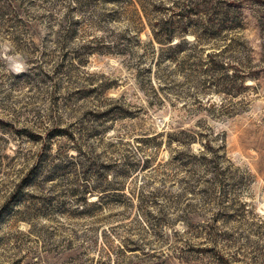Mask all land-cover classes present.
Here are the masks:
<instances>
[{"label": "rangeland", "instance_id": "obj_1", "mask_svg": "<svg viewBox=\"0 0 264 264\" xmlns=\"http://www.w3.org/2000/svg\"><path fill=\"white\" fill-rule=\"evenodd\" d=\"M0 264H264V0H0Z\"/></svg>", "mask_w": 264, "mask_h": 264}, {"label": "clouds", "instance_id": "obj_2", "mask_svg": "<svg viewBox=\"0 0 264 264\" xmlns=\"http://www.w3.org/2000/svg\"><path fill=\"white\" fill-rule=\"evenodd\" d=\"M10 52L11 49L8 46H0V61L5 64L7 71L15 75L27 72L28 64L26 58L20 53L13 52L9 54Z\"/></svg>", "mask_w": 264, "mask_h": 264}]
</instances>
